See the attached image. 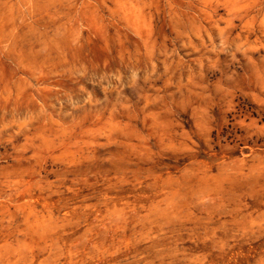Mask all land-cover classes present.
Segmentation results:
<instances>
[{"label":"rangeland","instance_id":"rangeland-1","mask_svg":"<svg viewBox=\"0 0 264 264\" xmlns=\"http://www.w3.org/2000/svg\"><path fill=\"white\" fill-rule=\"evenodd\" d=\"M0 264H264V0H0Z\"/></svg>","mask_w":264,"mask_h":264}]
</instances>
